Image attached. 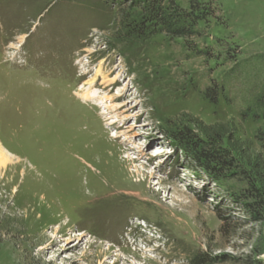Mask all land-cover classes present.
I'll return each mask as SVG.
<instances>
[{
  "label": "rangeland",
  "instance_id": "obj_1",
  "mask_svg": "<svg viewBox=\"0 0 264 264\" xmlns=\"http://www.w3.org/2000/svg\"><path fill=\"white\" fill-rule=\"evenodd\" d=\"M149 1L0 0V264H264V0Z\"/></svg>",
  "mask_w": 264,
  "mask_h": 264
},
{
  "label": "trees",
  "instance_id": "obj_2",
  "mask_svg": "<svg viewBox=\"0 0 264 264\" xmlns=\"http://www.w3.org/2000/svg\"><path fill=\"white\" fill-rule=\"evenodd\" d=\"M148 1V0H147ZM171 6H166L163 0H150L145 5L142 6L144 10L142 12V17L140 24L136 23L137 28L134 31H142L144 26L151 29H159L158 32L164 33L171 38H184L188 35L196 34L187 24L193 27L198 20L204 19L203 17L208 14L206 8L200 7L201 4L197 0H189V11L182 10L178 6H175L173 2H170ZM203 8V9H202ZM183 11V12H182ZM206 12L201 14L202 12ZM189 22V23H188ZM185 23V24H184ZM207 94V93H206ZM261 103H264V100H261ZM179 135V134H178ZM190 137H185L184 146L185 151L189 152L195 159L198 165L204 167L206 170L211 169L210 165L212 163L218 165L228 166L233 164L228 162L225 159V155L216 149L214 144L204 143L201 147L192 145V139ZM253 167L255 169L261 168L264 169V160L261 163H254ZM264 196V191L261 193ZM198 259V258H194Z\"/></svg>",
  "mask_w": 264,
  "mask_h": 264
},
{
  "label": "bare ground",
  "instance_id": "obj_3",
  "mask_svg": "<svg viewBox=\"0 0 264 264\" xmlns=\"http://www.w3.org/2000/svg\"><path fill=\"white\" fill-rule=\"evenodd\" d=\"M91 83V82H90ZM80 94V93H79ZM83 98H85V99H92L93 98V95L90 93V92H87L86 91V93H83L82 95H81ZM79 97H80V95H79ZM111 154H112V152H111ZM125 158H127L128 156H124ZM8 161V160H7ZM3 163H4V161L3 160H1L0 159V165H3ZM114 166L115 165H113V168H114ZM113 168H112V173H113V175L114 176H116L117 177V175H121V176H123V174H121L122 172L120 171V173L118 174L117 172V170H113ZM37 169V168H36ZM96 169V168H95ZM117 169V168H116ZM36 171V170H35ZM131 176V175H130ZM136 181V180H135ZM140 181V180H139ZM104 187H109V184L107 183V181L104 183ZM113 187V186H112ZM53 189V188H52ZM108 190H110V189H108ZM106 191H107V189H106ZM118 192V191H117ZM98 196V195H97ZM105 197V196H104ZM107 197V196H106ZM98 198V197H97ZM95 199V198H94ZM122 199V198H121ZM105 200V199H104ZM99 201V200H98ZM102 202V201H101ZM74 208V207H73Z\"/></svg>",
  "mask_w": 264,
  "mask_h": 264
}]
</instances>
